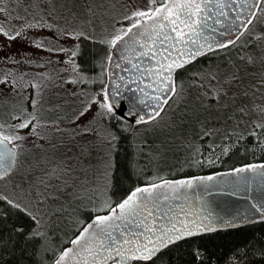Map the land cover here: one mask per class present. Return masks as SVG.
Instances as JSON below:
<instances>
[{
  "label": "snow or ice",
  "instance_id": "1",
  "mask_svg": "<svg viewBox=\"0 0 264 264\" xmlns=\"http://www.w3.org/2000/svg\"><path fill=\"white\" fill-rule=\"evenodd\" d=\"M15 7H23L27 18L18 15L20 28L0 26V33L17 37L28 29H47L49 36L29 40L61 55L42 64L25 62L43 67L41 72L19 62L0 72V222L7 229L6 236L0 233V264H171L165 254L181 246L190 253L189 264H264V234L220 252L203 242L219 230L264 222V67L241 91L227 86L241 82L236 61L251 66L259 59L264 65V0H145L113 15L99 33L84 26L89 20L70 24L53 4L17 2ZM82 37L103 47L89 67L79 62ZM206 54L223 57L232 70L209 62L189 73L188 83L197 89L189 100L177 72ZM53 61L55 70L46 67ZM53 79L61 87L72 86L66 88L76 104L70 117L48 114L52 105L45 102V89ZM182 102V111H169ZM165 117V127L184 133L180 139L190 149L184 166L223 164L233 152L251 153V159L176 178L155 170L148 175L133 162L138 179L119 192L114 153L121 135L130 136L138 152L146 141L136 126H155ZM65 132L88 134L105 145L102 195L97 185L96 194L85 199L76 168L56 156L36 161L44 165L37 175L31 165L21 173L29 138L33 147L43 148L41 141ZM205 138L207 150L201 143ZM236 196L246 200L241 211L218 210L214 197L227 205ZM65 212L70 213L67 235L52 225L53 215Z\"/></svg>",
  "mask_w": 264,
  "mask_h": 264
},
{
  "label": "rangeland",
  "instance_id": "2",
  "mask_svg": "<svg viewBox=\"0 0 264 264\" xmlns=\"http://www.w3.org/2000/svg\"><path fill=\"white\" fill-rule=\"evenodd\" d=\"M17 2L21 5H31L36 2H42L45 7L49 4L56 5L57 11L70 24H77L80 21L89 20L91 23L84 26L89 30L94 28L96 32L99 33L104 27L110 26L113 15L123 12L131 5V3L143 4L145 0H0V8L9 6L8 13L0 12V26L5 27L6 30H18L20 28L21 21L18 19V15L27 18V14L23 7H20L19 9L15 7ZM60 5H63L64 8L70 9V11L65 12L63 8L59 7ZM110 5H114L115 7L110 8ZM89 8L92 9L91 12H89ZM104 9H107V11H103ZM31 11L32 9H29V13ZM72 13H75V16H73ZM49 35L50 33L47 29H28L25 30L22 35L17 37H11L10 35L6 36L4 33H0V72L5 71L6 69H11L14 62H19L21 66L28 67L36 72L43 71V67H33L32 65H27L25 62L29 59H36L38 63L42 64L45 58L50 59L53 55L61 54L50 53L46 48L38 47L29 40V37H32V39H39ZM63 43L64 41H61V44ZM229 48H231V46H229ZM255 51L257 57H259L261 55L260 52L258 50ZM231 55L235 60V49L231 50ZM209 62H211L213 67L219 65L222 70H232L231 66L226 65V60L223 57L217 58L215 56H209L201 63L187 68L184 72L186 74L199 71L201 66L207 67ZM236 63L241 68V82L240 84L233 82L231 85H227L231 91H241L244 87H247L248 84L254 83L255 79L259 77L262 67H264L259 59L255 65L251 66L241 61H236ZM82 66L84 67L83 64ZM46 67L55 70L57 66L53 61L51 65H47ZM245 73H254L255 75H245ZM223 75L224 71H221V76ZM180 79L185 80L187 97L191 100L197 91L196 88L191 90L193 86L188 83L192 77L189 75L187 78H177L178 81ZM71 87V85L61 87L59 82L53 79L50 86L45 89V102L46 104L52 105V109L48 113L50 117L56 118L62 115L68 117L71 116V112L76 106L75 98L67 95L66 92V88ZM56 105H59V107L57 108ZM185 106L186 105L182 102L178 108L170 109L169 111L178 113L179 111H182ZM2 112L3 106L2 102H0V114H2ZM213 115H216V113L213 112ZM173 119H175V116H173ZM166 120L167 117H165L164 120H160L159 124L149 127L148 130L140 128L139 135L148 142V146L141 147L136 153L137 158H132L131 162L132 164L133 162L135 163L137 170L143 171L148 175H151L154 170L158 173H169L168 171H174L178 168L180 170L182 169V166H184L181 163H175L174 161L176 157L174 150L176 148L179 150H185L186 145L180 139L184 133L178 129L165 127ZM209 123L217 127L220 126L215 120H211ZM64 127L71 129L72 125L70 123H65ZM41 143H44L43 148L33 147V141L29 138L28 150L21 160V173L25 168L31 165L34 169L32 174L37 175L38 168L43 167L44 165L40 164L37 166L36 161H39L41 157L45 155H47L48 158L56 156L65 159L68 164L76 168V183L78 187L82 186L84 188L85 199L96 194L98 191L97 185H99L100 194H103V165L106 161V153L105 145L102 142H96L95 138L88 134L71 136L68 132H65L63 134L53 133L51 139L47 143L43 141H41ZM161 158L162 160L167 161L166 167L162 166L161 168V165L158 164ZM149 162L150 165L146 167ZM18 178L19 177H17V179ZM139 179L142 180L143 177H139ZM3 187L4 185L0 183V188ZM76 203H79V201ZM69 214V212H65L55 213L53 215L52 225L54 230L57 232L62 231L65 235L68 234L66 217Z\"/></svg>",
  "mask_w": 264,
  "mask_h": 264
},
{
  "label": "trees",
  "instance_id": "3",
  "mask_svg": "<svg viewBox=\"0 0 264 264\" xmlns=\"http://www.w3.org/2000/svg\"><path fill=\"white\" fill-rule=\"evenodd\" d=\"M81 41H82L81 43L82 55L79 57L80 60L79 62H81L84 65V67H89L91 65V61L93 60L94 56L98 52L103 51V47L85 38L83 39L81 38ZM209 56L210 55L206 54L204 57L197 58V60L191 62V66L188 65L185 66L184 71H186L187 68L193 67L196 64L201 63ZM184 71L178 70L177 78L189 77V73L185 74ZM194 88L195 87L191 88V90H193ZM150 124L151 122H149V125ZM113 127H115V125H113ZM136 127L145 128L146 130H148L149 127L151 126L142 127L140 125H137ZM206 141L207 138L201 141V143L204 144L205 150H207L208 147ZM137 143H139V141H137ZM145 146H148L147 141L145 144L141 145L140 148ZM174 151L176 154V157L174 159L175 163H179V164L181 163L182 165H186L190 158L189 157L190 149L187 146H185V150H181V149L179 150L176 148ZM136 153L137 151L134 150L133 145L131 144V137L127 136L126 134H122L117 144L116 152L114 153L117 162L116 174L114 176V183L117 185V190L119 192L125 191L128 188L129 184L134 183L137 180V176L133 171L132 162H131L132 158L134 159L135 157L137 158ZM251 156H252L251 153H248L245 156L238 152H233L230 153L229 156L223 158V164L212 165L211 167L204 166L201 168L182 166V169L180 170L178 168L174 171H168V172L171 178H176L181 175L206 174L211 171H220L225 165H232L241 160L248 162L251 159ZM256 158L257 159L261 158L259 153H257ZM158 164L161 165V168L162 166L166 167L167 161L162 160L161 158ZM149 165L150 162L146 165V167H148ZM0 233H2L5 236L7 235L6 226L2 222H0ZM262 234H264V222L252 221L243 226L234 227L232 229L219 230L216 234L205 237L203 242L209 243L210 247L214 251L220 252V251H227V249L230 246L235 245L240 240H243L245 238H250L253 235H262ZM165 259L169 260L171 264H189L190 253L186 251V246H181L177 249L171 250L170 255L165 254ZM256 264H261V262L257 260Z\"/></svg>",
  "mask_w": 264,
  "mask_h": 264
},
{
  "label": "water",
  "instance_id": "4",
  "mask_svg": "<svg viewBox=\"0 0 264 264\" xmlns=\"http://www.w3.org/2000/svg\"><path fill=\"white\" fill-rule=\"evenodd\" d=\"M185 66H187V65H185ZM255 194L257 197H259L261 195L259 188L256 189ZM214 199L217 201V203L220 206L218 210H223L226 213H235L236 211H241L243 206L246 203L245 198L241 197V196L229 197L227 205H225L224 200L221 197H214ZM249 222H252V220H250ZM241 226H243V225H241Z\"/></svg>",
  "mask_w": 264,
  "mask_h": 264
}]
</instances>
